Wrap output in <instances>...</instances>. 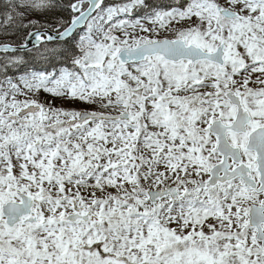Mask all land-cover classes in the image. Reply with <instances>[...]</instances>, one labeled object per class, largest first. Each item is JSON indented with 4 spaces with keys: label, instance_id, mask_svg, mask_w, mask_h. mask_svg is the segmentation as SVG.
Segmentation results:
<instances>
[{
    "label": "snow or ice",
    "instance_id": "6c2138e0",
    "mask_svg": "<svg viewBox=\"0 0 264 264\" xmlns=\"http://www.w3.org/2000/svg\"><path fill=\"white\" fill-rule=\"evenodd\" d=\"M0 264H264V0H0Z\"/></svg>",
    "mask_w": 264,
    "mask_h": 264
}]
</instances>
